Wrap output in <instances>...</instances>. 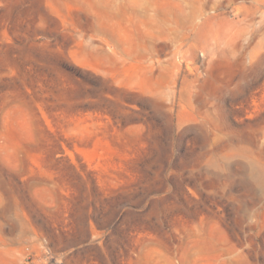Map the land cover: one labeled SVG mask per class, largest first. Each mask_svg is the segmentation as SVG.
Listing matches in <instances>:
<instances>
[{"label": "rangeland", "instance_id": "obj_1", "mask_svg": "<svg viewBox=\"0 0 264 264\" xmlns=\"http://www.w3.org/2000/svg\"><path fill=\"white\" fill-rule=\"evenodd\" d=\"M0 264H264V0H0Z\"/></svg>", "mask_w": 264, "mask_h": 264}]
</instances>
